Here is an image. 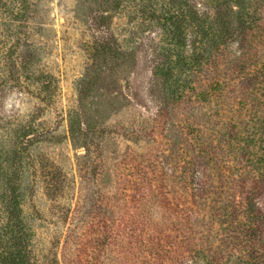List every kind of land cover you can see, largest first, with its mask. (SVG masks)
I'll return each instance as SVG.
<instances>
[{
	"label": "rangeland",
	"instance_id": "1",
	"mask_svg": "<svg viewBox=\"0 0 264 264\" xmlns=\"http://www.w3.org/2000/svg\"><path fill=\"white\" fill-rule=\"evenodd\" d=\"M0 264H264V0H0Z\"/></svg>",
	"mask_w": 264,
	"mask_h": 264
},
{
	"label": "trees",
	"instance_id": "2",
	"mask_svg": "<svg viewBox=\"0 0 264 264\" xmlns=\"http://www.w3.org/2000/svg\"><path fill=\"white\" fill-rule=\"evenodd\" d=\"M246 204H250L252 201H253V197L251 196V195H248V196H246ZM243 209H245V211H249V208H247V207H244ZM248 217H251V216H248Z\"/></svg>",
	"mask_w": 264,
	"mask_h": 264
}]
</instances>
